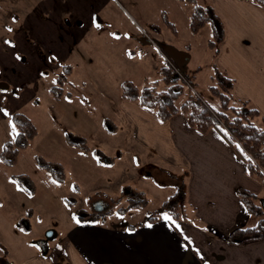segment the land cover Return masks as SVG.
<instances>
[{
  "label": "rangeland",
  "instance_id": "obj_1",
  "mask_svg": "<svg viewBox=\"0 0 264 264\" xmlns=\"http://www.w3.org/2000/svg\"><path fill=\"white\" fill-rule=\"evenodd\" d=\"M192 11L191 5L179 0H0V152L14 138L12 114H26L38 127V136L20 151L17 165L7 167L0 161V243L8 252L25 244L37 251L40 244L55 246L66 236L76 210H86L93 218L79 220L92 223L126 206L131 193L118 197L99 187L109 179L103 171L119 166L120 152L135 166L145 161L129 146L135 126L127 117L119 122L121 83L128 80L143 88L160 78L151 65V48L159 60L163 57L149 41H140L148 40L144 32L172 55L197 93L220 109L208 88L215 81L213 51L208 46L212 30L206 26L192 33ZM165 15L176 31L166 24ZM132 30L137 33L133 35ZM65 66L72 70L67 90L75 102L67 97L55 100L49 92ZM187 92L192 93L189 88ZM107 115L118 127L116 134L108 132ZM80 143L89 149H82ZM35 155L60 163L65 182H57L40 169ZM107 157L114 165L98 163ZM90 164L94 171H86ZM12 175L29 176L35 192L16 199L14 195L21 190ZM159 175L169 180L167 174ZM161 191L164 198L174 193L170 186ZM134 197H146L150 203L144 217L133 221L147 219L160 206V199L149 192ZM69 201L76 202L74 208ZM98 204L102 210H97ZM114 217L119 216L115 213ZM108 221L121 226L130 219L121 216L118 222ZM49 230L56 233L54 239L46 237Z\"/></svg>",
  "mask_w": 264,
  "mask_h": 264
},
{
  "label": "crops",
  "instance_id": "obj_2",
  "mask_svg": "<svg viewBox=\"0 0 264 264\" xmlns=\"http://www.w3.org/2000/svg\"><path fill=\"white\" fill-rule=\"evenodd\" d=\"M208 1L221 19L225 33L218 55L212 54L213 64L235 81V98L250 101L264 117V7L250 0H198L201 5ZM151 51L154 55L151 65L160 72L163 60L158 59L154 48ZM119 104V122L127 117L135 126L129 146L137 157L145 159L139 167L144 166L148 171L142 172L133 161L126 162L124 153L120 152L119 166L103 171L109 179L102 180L99 189L109 190L118 197L149 192L160 199L161 206L170 198H164L161 189L170 186L175 193L184 183L190 220L168 221L163 217L149 223L145 218L132 220L144 215V210H130L118 218L113 212L105 222L97 223L77 224L72 218L66 236L53 247L40 244L37 251L25 244L8 252L0 243V264H264V239L246 244L227 240L234 230L259 223L242 202L239 189L256 194L264 208L263 181L248 172L236 148L215 129L202 133L190 126L186 114H177L163 122L155 111L138 102L120 96ZM108 116V132L116 134L118 127L110 115L105 118ZM114 162L111 157L98 161L106 165ZM88 169L91 172L96 168L90 164ZM161 173L167 174L169 180ZM19 189L14 195L16 199L35 192L33 186L28 192ZM76 190L79 193L77 187ZM40 205L37 203L36 208ZM121 216L130 221L121 226L108 221L118 222ZM130 225H136L134 231H128Z\"/></svg>",
  "mask_w": 264,
  "mask_h": 264
},
{
  "label": "trees",
  "instance_id": "obj_3",
  "mask_svg": "<svg viewBox=\"0 0 264 264\" xmlns=\"http://www.w3.org/2000/svg\"><path fill=\"white\" fill-rule=\"evenodd\" d=\"M191 5L193 11L190 18V31L199 33L206 26H210L212 36L208 41L213 57L218 55L219 46L224 40V26L219 16L214 11L210 1L204 5L198 0H179ZM264 7V0H250ZM164 20L174 31L176 28L168 19ZM156 31H159L157 28ZM214 84L209 87L210 92L220 102V109L209 105L202 97L187 92V85L182 78L177 77L174 69L165 61L160 68V79L140 88L132 81L121 83L120 96L123 100L138 102L142 107L155 111L158 118L165 122L173 116L183 113L188 117L190 126L202 133L215 129L222 134L226 141L234 146L247 164L248 172L260 178L264 184V117L259 110L248 100L236 99L234 96L235 81L220 72L215 64ZM72 70L65 66L56 78L55 85L49 88L55 100L63 97L73 98V93L67 90L71 83L69 78ZM190 83L191 81L188 80ZM15 128L13 140L4 143L0 152V161L7 167H14L19 161L20 151L27 148L38 136V127L23 113H14L11 116ZM82 149L88 150L86 145L80 143ZM35 160L40 169L46 170L57 182L66 180L64 168L61 164L47 161L40 155H35ZM11 179L24 191L32 188V181L27 175H12ZM240 196L249 213L259 219L253 227L239 228L228 235L227 240L233 244H246L264 239V208L259 204L258 196L246 189H239ZM120 203H117L116 207ZM74 208L76 202H70ZM149 205L146 197L136 198L131 195L125 207L113 210L112 213L123 215L130 210H145ZM167 212L172 220H190V207L184 183L170 198L163 201L160 208L150 212L146 222H154L162 213ZM74 215L80 220L93 218L85 210H76ZM111 215V213H110ZM107 216L100 215L97 221L105 222ZM138 225V224H137ZM130 228L136 225H130Z\"/></svg>",
  "mask_w": 264,
  "mask_h": 264
},
{
  "label": "built area",
  "instance_id": "obj_4",
  "mask_svg": "<svg viewBox=\"0 0 264 264\" xmlns=\"http://www.w3.org/2000/svg\"><path fill=\"white\" fill-rule=\"evenodd\" d=\"M144 35L151 40V42L153 43V45L156 47V49L158 50V52L161 54V56L163 57V59L174 69V71L177 74V77L182 78V80L186 83L187 87L189 88V90L195 94L198 97H201L197 91L194 89L193 85L191 83H189V81L180 73L179 68L176 66V64L165 54V52L159 47L157 46V44L155 42L152 41V39L150 38V36L144 32Z\"/></svg>",
  "mask_w": 264,
  "mask_h": 264
},
{
  "label": "snow or ice",
  "instance_id": "obj_5",
  "mask_svg": "<svg viewBox=\"0 0 264 264\" xmlns=\"http://www.w3.org/2000/svg\"><path fill=\"white\" fill-rule=\"evenodd\" d=\"M93 22L95 23V18L93 19ZM9 30H11V29H9ZM8 43H12V41H8ZM3 111L6 113L7 109H4ZM13 128H14V126H13ZM29 195H31V193H29ZM117 215H119V213ZM161 215H162L163 219H165V220H168V221L172 220V217L167 212H163ZM73 218L76 220L77 224L81 223V221L78 218H76L75 216ZM91 222L97 223V221H91ZM149 227H151V225H149ZM177 227H179V225H177ZM128 231H134V229L129 228Z\"/></svg>",
  "mask_w": 264,
  "mask_h": 264
},
{
  "label": "water",
  "instance_id": "obj_6",
  "mask_svg": "<svg viewBox=\"0 0 264 264\" xmlns=\"http://www.w3.org/2000/svg\"><path fill=\"white\" fill-rule=\"evenodd\" d=\"M149 41V40H146V39H142V40H140L141 42L142 41ZM150 42V41H149ZM151 43V42H150ZM97 207H98V209L97 210H102V206H101V204H98L97 205ZM55 235H56V233L54 232V231H52V230H49V231H47V233H46V237L48 238V239H54L55 238Z\"/></svg>",
  "mask_w": 264,
  "mask_h": 264
}]
</instances>
